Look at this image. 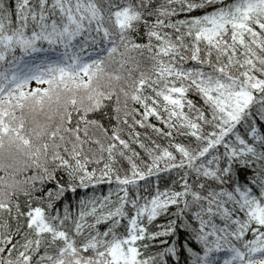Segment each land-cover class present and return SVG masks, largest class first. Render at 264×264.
Segmentation results:
<instances>
[{"label":"snow or ice","instance_id":"6c2138e0","mask_svg":"<svg viewBox=\"0 0 264 264\" xmlns=\"http://www.w3.org/2000/svg\"><path fill=\"white\" fill-rule=\"evenodd\" d=\"M0 264H264V0H0Z\"/></svg>","mask_w":264,"mask_h":264},{"label":"trees","instance_id":"16d2710c","mask_svg":"<svg viewBox=\"0 0 264 264\" xmlns=\"http://www.w3.org/2000/svg\"><path fill=\"white\" fill-rule=\"evenodd\" d=\"M106 189H107V186H105V188L102 189L101 191H106ZM78 191H82V190H78ZM163 222H164V220L162 218H157V220H156L157 224H160V223H163Z\"/></svg>","mask_w":264,"mask_h":264},{"label":"rangeland","instance_id":"374dc122","mask_svg":"<svg viewBox=\"0 0 264 264\" xmlns=\"http://www.w3.org/2000/svg\"><path fill=\"white\" fill-rule=\"evenodd\" d=\"M32 86L35 87L36 86V82L33 81L32 82Z\"/></svg>","mask_w":264,"mask_h":264}]
</instances>
